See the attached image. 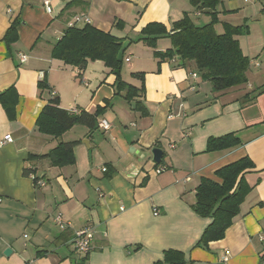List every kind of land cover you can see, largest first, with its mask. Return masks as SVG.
I'll return each mask as SVG.
<instances>
[{"label":"crops","instance_id":"0c3cea01","mask_svg":"<svg viewBox=\"0 0 264 264\" xmlns=\"http://www.w3.org/2000/svg\"><path fill=\"white\" fill-rule=\"evenodd\" d=\"M73 1L0 0V94L11 87L17 94L11 115L0 103V264H153L171 249L187 264H264V0H219L215 7L218 33L224 24H245L236 40L249 59L247 83L219 93L191 65L153 57L171 48L175 22L187 14L208 23L210 10H195L189 0ZM81 13L91 27L124 39L121 80L144 86L135 97H124L101 61L79 71L51 57L68 21ZM151 23L167 31L156 49L140 40ZM13 24L16 40L8 44ZM52 99L69 112L97 113L94 129L77 124L59 138L40 133L37 117ZM234 133L240 146L206 152L209 137ZM69 142L73 164L54 166L44 156ZM153 147L162 152L160 164L151 159ZM244 157L254 163L244 175L250 193L224 237L196 247L210 223L190 207L196 187ZM87 227L93 240L82 255L73 240Z\"/></svg>","mask_w":264,"mask_h":264},{"label":"trees","instance_id":"16d2710c","mask_svg":"<svg viewBox=\"0 0 264 264\" xmlns=\"http://www.w3.org/2000/svg\"><path fill=\"white\" fill-rule=\"evenodd\" d=\"M78 0H74L75 3ZM195 10L208 9L211 13L208 23L198 25L190 16L185 14L183 19L175 22L171 33L168 35L171 48L164 52H153V57L159 61L164 59L179 60L183 66L191 65L201 74V78L209 82L214 93L224 92L245 85L249 59L242 55L236 37L247 32L242 26L223 25V32L218 33L214 26L218 22L215 7L219 0H189ZM167 34L164 26L157 23L147 24L141 30V41L153 49L159 36ZM62 37L53 46L51 57L61 61L64 65L83 70L88 62L101 61L104 66L115 75L116 88L126 89L125 98L131 99L137 95L141 88H135L122 82L121 69L123 53L125 50L124 39H118L110 33H104L86 24L80 28L67 27ZM6 42L10 44L16 40L15 24L7 31ZM141 75L142 74H137ZM44 89L43 83L39 84ZM11 87L0 94V103L5 112L11 115L17 102V94ZM254 98V97H253ZM57 99H52L43 107L36 120V127L40 133L52 138H59L64 132L74 125H85L94 129L96 114L85 110L75 114L59 108ZM141 114H145L142 111ZM242 141L237 134H226L219 138L209 137L206 152H221L240 146ZM74 142L59 143L48 154L54 166L70 165L74 162ZM161 162H159L160 164ZM254 169V163L248 157L236 160L215 172V178H201L195 189V203L190 207L197 216L209 219L210 223L203 230L196 247L207 249L211 241L221 240L225 230L231 225L233 218L240 211V204L250 193L251 187L246 183L244 175ZM29 175L28 171H24ZM37 181V180H36ZM185 254L171 249L163 252L162 258L153 264H187Z\"/></svg>","mask_w":264,"mask_h":264},{"label":"built area","instance_id":"2783aa9c","mask_svg":"<svg viewBox=\"0 0 264 264\" xmlns=\"http://www.w3.org/2000/svg\"><path fill=\"white\" fill-rule=\"evenodd\" d=\"M44 8L46 10V12H50V6H49V2L48 1H45L44 2ZM68 25L67 27H76L78 26L80 23H84V24H89L90 21L88 19V17L84 14V13H81L79 14L78 16H75L73 18L70 19V21H68ZM26 58L24 56H21L20 57V62H25ZM193 76H195V74H193ZM38 78L41 80L43 79V73L40 72L38 73ZM69 113H77V111L75 110H70ZM100 127L102 129H104L105 131H108L109 130V124L105 121V120H102L100 122ZM4 140L7 141V142H10L11 139H10V136L9 135H6L4 137ZM100 170L106 172L107 170L105 168H101ZM163 169H160L159 171H162ZM43 183L41 181H36V185L38 186H41ZM158 214V210L155 209L153 211V215L156 216ZM54 222L56 223V225H58L60 228H62L64 225V220L62 218L61 215H58L54 218ZM93 238H92V231L90 228H83L81 230H78L75 232V235H74V245H75V248H76V251L79 252L80 254L82 255H86L90 248H91V242H92ZM229 252H225V257L222 259L224 263H226L227 261V256H228Z\"/></svg>","mask_w":264,"mask_h":264},{"label":"water","instance_id":"95a60500","mask_svg":"<svg viewBox=\"0 0 264 264\" xmlns=\"http://www.w3.org/2000/svg\"><path fill=\"white\" fill-rule=\"evenodd\" d=\"M83 143L88 144V143H87V139H85V140L83 141ZM132 151H135L134 148H131V149H130V152H132ZM150 154H151V159H152V161H154V162H156V163H159V162L161 161V158H162V152H161L160 149L153 147V149L150 150ZM9 253H10V250L8 249V250H6V251L4 252V255H8Z\"/></svg>","mask_w":264,"mask_h":264},{"label":"rangeland","instance_id":"374dc122","mask_svg":"<svg viewBox=\"0 0 264 264\" xmlns=\"http://www.w3.org/2000/svg\"><path fill=\"white\" fill-rule=\"evenodd\" d=\"M202 18H203V17H202ZM193 21H194V20H193ZM195 23L199 25V22H198V21H197V22L195 21ZM126 56H127V55H126ZM123 66L125 67V66H126V63H124Z\"/></svg>","mask_w":264,"mask_h":264}]
</instances>
